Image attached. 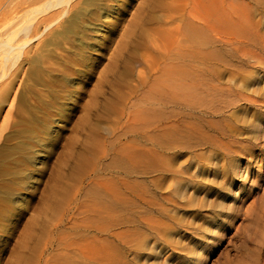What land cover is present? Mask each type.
Wrapping results in <instances>:
<instances>
[{
    "label": "rangeland",
    "instance_id": "rangeland-1",
    "mask_svg": "<svg viewBox=\"0 0 264 264\" xmlns=\"http://www.w3.org/2000/svg\"><path fill=\"white\" fill-rule=\"evenodd\" d=\"M49 30L0 55V264H264V0H106Z\"/></svg>",
    "mask_w": 264,
    "mask_h": 264
},
{
    "label": "bare ground",
    "instance_id": "bare-ground-1",
    "mask_svg": "<svg viewBox=\"0 0 264 264\" xmlns=\"http://www.w3.org/2000/svg\"><path fill=\"white\" fill-rule=\"evenodd\" d=\"M106 2V0H0V20H4L5 21V28L6 30H4L3 33H0V55L2 56L3 59V63H7V62H12L14 63L20 56L21 52L28 47L29 43H32V41L35 39L37 41V39L40 37V33L43 32L42 30H49V28L52 29L48 31V33L50 34V36H52L53 38H55L56 36H59L61 33H65L68 30L72 29L73 26H75V24L78 22V20H80L82 18V16L85 14V12L90 8H98L101 7L104 3ZM39 4H42L40 6H38ZM24 11V15L22 17H20V13H22ZM90 23V22H89ZM2 26V25H1ZM12 27V28H10ZM76 31V30H75ZM18 34L23 37V39H25L24 42H21L19 44H14L15 38ZM44 34V33H43ZM47 34V33H45ZM67 35V34H66ZM47 36V35H46ZM44 35V39L46 37ZM18 37V36H17ZM62 37V36H61ZM47 38V37H46ZM52 38V39H53ZM57 38V37H56ZM66 38V37H65ZM64 38V39H65ZM19 39V38H18ZM42 39V37H41ZM51 39V37H50ZM51 39V40H52ZM63 39V40H64ZM68 39V38H67ZM48 40V38H47ZM50 40V42H51ZM19 41V40H17ZM35 41V42H36ZM46 41V40H45ZM57 41V40H56ZM44 41L40 42L38 41V45H40L41 47L43 46L42 43ZM14 44V45H12ZM35 44V43H34ZM44 44V43H43ZM60 45V44H59ZM35 46V45H33ZM44 46H46L44 44ZM49 46V45H48ZM56 46V43H55ZM37 47V46H36ZM41 47H38L41 48ZM115 47V46H114ZM50 48V46H49ZM29 50L31 49V47L29 46L28 48ZM37 49V48H36ZM37 49V50H38ZM43 49V48H42ZM41 49V50H42ZM124 49V48H122ZM26 50V49H25ZM32 50V49H31ZM37 50H35L37 52ZM52 50V49H51ZM80 50V49H79ZM27 51V50H26ZM25 51V53H26ZM44 51V50H43ZM43 51L41 53V55L43 54ZM123 51V50H122ZM30 52V51H29ZM27 52V53H29ZM41 52V51H39ZM25 53H23L21 56H23ZM26 53V54H27ZM34 53V52H33ZM47 51L44 52V54H46ZM25 54V55H26ZM32 54V53H31ZM109 54V53H108ZM40 55V54H38ZM27 56V55H26ZM25 57V56H23ZM28 57V56H27ZM26 57V58H27ZM46 57V56H44ZM107 57V56H106ZM25 58V61L27 60ZM29 58V57H28ZM43 58V57H42ZM22 59V58H21ZM31 59V58H30ZM21 60L17 61L20 62ZM32 61V59H31ZM112 61V60H111ZM2 62V61H1ZM24 62V61H23ZM33 62V61H32ZM126 62V61H125ZM25 63V62H24ZM27 63V62H26ZM30 63V62H29ZM35 63V62H34ZM41 63V62H40ZM39 63V64H40ZM1 64V63H0ZM15 64V63H14ZM14 64L11 65L14 67ZM20 64H22L20 62ZM37 64V63H36ZM107 64V63H106ZM9 65V63H8ZM7 65V66H8ZM18 65V64H16ZM6 66V64H5ZM6 66V68H7ZM19 66V65H18ZM103 66V65H102ZM2 68V65L0 66ZM10 67V65L8 66ZM39 67V65H38ZM109 67V66H108ZM0 68V69H1ZM4 68V67H3ZM12 68V67H11ZM16 68V67H15ZM26 68V67H25ZM28 68V67H27ZM26 68V69H27ZM31 68V67H30ZM65 68V67H64ZM10 69V68H9ZM8 69V71H9ZM18 69V68H16ZM2 70V69H1ZM0 70V71H1ZM5 69H3L2 71H4ZM14 70V69H13ZM31 70V69H29ZM104 70V69H103ZM115 70V69H114ZM2 71L0 74H2ZM10 71H12V69H10ZM21 71V69H20ZM101 71V70H100ZM109 71V69H108ZM22 72V71H21ZM20 72V73H21ZM104 72V71H103ZM114 72V71H113ZM112 72V73H113ZM4 73V72H3ZM26 73V72H25ZM99 73V72H98ZM102 73V72H101ZM215 73V78L219 77L221 78L223 75L225 76V74L231 79L233 78V73L230 71H220V72H213ZM6 76V71L4 73ZM9 74V72L7 73ZM11 74V73H10ZM3 75V74H2ZM13 75V73H12ZM18 75V74H17ZM16 75V76H17ZM67 75V74H66ZM108 75V74H107ZM1 76V75H0ZM3 76V77H4ZM9 76V75H8ZM11 76V75H10ZM20 75L17 76V79H19ZM100 76V75H99ZM3 77H1L0 80ZM24 77V76H23ZM27 77V76H26ZM97 77V76H96ZM103 77V76H102ZM12 78V76H11ZM60 78V77H59ZM64 78V77H63ZM6 79L7 76H6ZM24 79V78H23ZM101 79V78H100ZM100 79H98L100 81ZM16 80V78H15ZM6 81V80H5ZM18 81V80H17ZM22 81V80H21ZM56 81V78H55ZM2 82V81H1ZM25 82V81H24ZM67 82V81H66ZM9 83V82H8ZM18 83V82H16ZM22 83V82H20ZM68 83V82H67ZM5 84V82H4ZM7 84V83H6ZM10 84V83H9ZM107 84V83H106ZM8 85V84H7ZM16 85V84H15ZM19 83H18V87H19ZM96 85V83H95ZM94 85V86H95ZM4 87H8V86H4ZM22 87V86H21ZM20 87V88H21ZM2 89V88H1ZM6 89V88H4ZM8 89V88H7ZM6 89V90H7ZM15 89V88H13ZM18 90V89H17ZM99 90V89H98ZM3 91V90H2ZM69 91V90H68ZM101 91V90H100ZM5 92V91H4ZM9 92V91H8ZM94 93V92H92ZM194 93V89L191 88H187L184 86V84H179L178 86V95L180 98V103L183 102V100L185 99V97L187 96H191ZM17 94V93H16ZM72 94V93H71ZM113 94V93H112ZM195 94V93H194ZM111 95V93H110ZM6 96V95H5ZM16 96V95H15ZM72 96V95H71ZM99 96V95H98ZM67 97V96H66ZM95 95L91 96V99L93 98V100ZM17 97H15L16 99ZM88 98V97H87ZM13 99V97H12ZM90 99V98H89ZM97 100V99H95ZM92 101V100H91ZM14 103V100L12 101ZM95 102V101H94ZM91 103V102H90ZM89 103V104H90ZM88 104V105H89ZM96 104V103H95ZM93 104V105H95ZM14 105V104H13ZM9 107H10V103H9ZM13 107V106H12ZM9 111V110H8ZM10 112V111H9ZM11 113V112H10ZM86 115V114H85ZM9 118V117H8ZM241 140V139H240ZM243 141V140H242ZM208 169L205 168L204 170ZM242 170H239V173L237 172L236 175L241 174ZM246 174V170L245 173ZM248 174V173H247Z\"/></svg>",
    "mask_w": 264,
    "mask_h": 264
}]
</instances>
